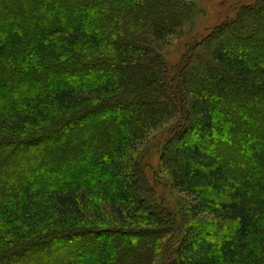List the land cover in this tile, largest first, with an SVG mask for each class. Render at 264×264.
Listing matches in <instances>:
<instances>
[{"label": "trees", "instance_id": "trees-1", "mask_svg": "<svg viewBox=\"0 0 264 264\" xmlns=\"http://www.w3.org/2000/svg\"><path fill=\"white\" fill-rule=\"evenodd\" d=\"M19 2L29 26L2 22L0 53L35 60L0 65V264H264V0L178 73L163 51L193 3ZM169 124L161 168L185 199L164 205L133 154Z\"/></svg>", "mask_w": 264, "mask_h": 264}, {"label": "rangeland", "instance_id": "rangeland-1", "mask_svg": "<svg viewBox=\"0 0 264 264\" xmlns=\"http://www.w3.org/2000/svg\"><path fill=\"white\" fill-rule=\"evenodd\" d=\"M22 2V0H20ZM71 1V0H70ZM187 2L193 3L196 6L198 14L194 16V18L185 25L181 34H178L172 37L167 45L164 48L163 54L167 61V64L171 67L174 73H178L180 69V63L184 59H188L190 54V49L192 47H196L195 51L200 52L201 46L200 42L202 41V37L206 36L209 31L216 25L221 24L225 21L233 20L238 12V10L242 6H253L255 2L258 0H186ZM3 2V3H2ZM19 0H2L0 1V7L3 8V12H0V24L2 22L10 23L11 28L21 27L27 25L29 26V15L27 13L26 8L23 4H21ZM7 3V4H4ZM13 5L17 8V14H13L15 17L12 19L10 16L9 10H6V6ZM68 6V5H67ZM69 7V6H68ZM71 7V6H70ZM72 8V7H71ZM22 11H24L25 15L23 16ZM7 12L8 14H5ZM27 13V14H26ZM36 13V12H35ZM9 15V16H8ZM86 21L90 22V16L86 15ZM32 19V18H30ZM18 29V28H17ZM3 30H0V37L6 35ZM24 54V56L22 55ZM28 53L23 52V50H13L10 49L0 53V65L4 67L6 64L7 71L10 73L12 69H21L23 67H27L31 65V61L34 62V55H27ZM5 61V62H4ZM33 65V64H32ZM74 78L71 80H67V83H73ZM83 78L81 77V80ZM40 79L38 78V81ZM43 82V81H42ZM44 83L50 84L52 81L45 79ZM174 89V88H173ZM171 90L172 93L175 94L174 90ZM179 90V88H178ZM176 96V94H175ZM93 123H97V126H101V121L98 118L93 119ZM98 120V121H97ZM226 124V122L224 121ZM106 126V125H105ZM168 126H164L162 130L157 129L148 133L147 138L144 140L141 146L137 148L136 154H133V159L137 160L141 164L142 172L146 180L150 183L152 188L155 190L156 195L159 199H161V203L164 205H169L175 199L177 202L180 200H184L185 197L172 191L170 189V179L168 175L162 170L160 163V151L164 145V141L166 140V132H168ZM220 127L223 129L222 125ZM221 129V131H223ZM256 140H260L256 138ZM262 141V140H260ZM264 142V141H263ZM105 144V143H104ZM102 145V150L106 148V145ZM264 144V143H263ZM101 147V146H100ZM91 163V162H90ZM89 163V164H90ZM85 165H81V169L84 168ZM81 169H79L81 171ZM60 174V173H58ZM55 173H53L52 177H55ZM63 176V174H61ZM62 177L60 175L56 176L54 180L59 181ZM53 179V178H52ZM170 208H172L170 206ZM171 210V209H170Z\"/></svg>", "mask_w": 264, "mask_h": 264}]
</instances>
